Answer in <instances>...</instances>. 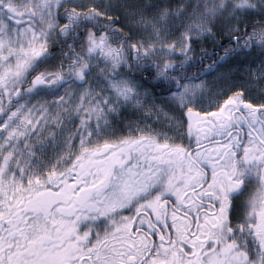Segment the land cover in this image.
Here are the masks:
<instances>
[{
	"label": "snow or ice",
	"instance_id": "snow-or-ice-1",
	"mask_svg": "<svg viewBox=\"0 0 264 264\" xmlns=\"http://www.w3.org/2000/svg\"><path fill=\"white\" fill-rule=\"evenodd\" d=\"M0 264H264V0H0Z\"/></svg>",
	"mask_w": 264,
	"mask_h": 264
}]
</instances>
